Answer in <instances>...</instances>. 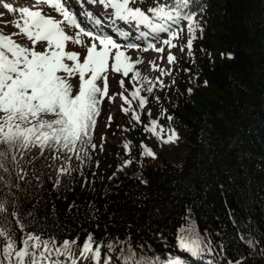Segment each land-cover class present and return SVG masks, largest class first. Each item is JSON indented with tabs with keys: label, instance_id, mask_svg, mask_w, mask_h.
Masks as SVG:
<instances>
[{
	"label": "trees",
	"instance_id": "16d2710c",
	"mask_svg": "<svg viewBox=\"0 0 264 264\" xmlns=\"http://www.w3.org/2000/svg\"><path fill=\"white\" fill-rule=\"evenodd\" d=\"M164 3L172 0H135L130 7L150 15V7ZM184 11L203 29L192 44L193 77L157 117L178 134L184 155L170 162V149L138 164L134 149L107 170L88 147L82 160L68 162L67 174H59L63 157L29 163V153L18 164L6 161L0 264H16L3 255L8 239L19 250L29 234L57 247L92 234L113 246L101 249L100 264L109 257L111 264H264V0H191ZM132 24L135 35L150 33ZM91 135L95 145V129ZM182 238L198 240L200 252L182 249ZM51 259L71 264L54 252Z\"/></svg>",
	"mask_w": 264,
	"mask_h": 264
},
{
	"label": "snow or ice",
	"instance_id": "6c2138e0",
	"mask_svg": "<svg viewBox=\"0 0 264 264\" xmlns=\"http://www.w3.org/2000/svg\"><path fill=\"white\" fill-rule=\"evenodd\" d=\"M34 4L33 8H15L10 3H3L2 7L9 13H18L19 18L12 22V26L18 31L5 35L0 31V169L8 171L6 161L18 164L26 155L31 153L29 163L39 157L45 160H60L62 157L66 166L59 168V174H67L71 171L68 164L73 156L82 160L83 152L91 147L95 150L96 145L91 143L92 132L95 129L97 117L100 114V105L109 94V70L114 74L128 77L132 72V80L139 82L141 87H135L130 93L132 99H139V108L143 111L147 99L140 95L143 84H148L146 91L151 94L153 88L158 84L164 87L163 81L157 78L156 82L147 77H142L139 71H134L135 65L143 63L137 58L135 61L128 55L126 50L138 49L135 43H119L116 39L103 31L93 32L81 27L76 13L67 5V0H27ZM82 3V0H78ZM97 0H89L96 3ZM104 7L111 8L112 15L117 20L125 23H135L144 26L150 33L166 32L168 39L163 44L168 46L169 54L167 62L171 65L175 57L170 49L177 47L172 41L179 39L182 28H172V24L179 25L181 20L187 21L189 39L186 47L189 55L193 41L196 39L197 30L203 31L195 19V14L184 11L189 7L191 0H172L171 4H159L145 11L140 8H132L130 4L135 0H98ZM40 5H47L62 17L56 19L43 13ZM91 18V13H86ZM159 20L162 23H154ZM99 25L100 21H94ZM168 22H172L171 24ZM76 29L74 36L68 35L65 28ZM119 31V29H117ZM149 33H141V36ZM23 36L30 47L18 43L13 37ZM82 37L90 39L85 44ZM122 39H127L126 33H121ZM71 43L86 49V54L81 60L78 52L67 51V45ZM38 44H44L43 51L37 50ZM143 51L149 50L163 53V47L156 48L149 43ZM184 51V47H181ZM70 62V63H69ZM153 71H160L161 75L166 73L164 69L157 67L154 61L149 62ZM78 77V85L71 81ZM98 81L103 82L101 87ZM120 88H124V80L118 82ZM207 84V81H205ZM191 94V89L188 90ZM128 108H123L125 114L131 111V103L123 92L118 94ZM115 95L109 97L115 99ZM159 98H157L158 100ZM151 115V113H149ZM112 117L109 116V123ZM132 119L140 123V116L132 113ZM172 117H168L171 121ZM159 129V131H157ZM145 131L151 132L163 144L175 143L179 136L174 129H164L158 121H150V126ZM168 135L165 137L164 133ZM144 149L142 155L156 158L155 153L141 145ZM127 154H130V144L124 145ZM36 150L33 152V150ZM46 153L48 155H46ZM132 163L125 161L124 167ZM120 170H123L122 168ZM3 206L0 205V212ZM5 233L0 232V236ZM23 247L17 250L15 241L8 239L3 248L5 259L11 261L15 256L16 264H64L56 257H65L71 264L79 261H93L100 264L101 249L107 247L112 249V244L105 241L97 242L92 234H89L82 243L77 239L63 240L57 247L55 240L42 239L40 235L29 234L22 241ZM180 247L192 254L200 252V242L180 240ZM33 249L30 251L29 249ZM105 264H111V257L105 260ZM170 264H179V260L171 261Z\"/></svg>",
	"mask_w": 264,
	"mask_h": 264
},
{
	"label": "rangeland",
	"instance_id": "374dc122",
	"mask_svg": "<svg viewBox=\"0 0 264 264\" xmlns=\"http://www.w3.org/2000/svg\"><path fill=\"white\" fill-rule=\"evenodd\" d=\"M3 3H10L15 8L29 7L33 8L34 4L27 2V0H0V31L5 35L11 34L18 31L12 26V22L19 18L18 13H9L6 9L2 7ZM68 7L76 13L77 19L83 28L92 30L93 32L103 31L105 34H109L116 39L119 43H135L140 46L138 49L126 50V55L130 56L133 61L137 58L141 59L143 63L136 64L134 71H139L142 77H147L151 81L156 82L157 78L163 81L164 87L161 88L158 84L153 88L151 94H149L146 89L149 87L148 84H143L140 95L146 97L147 103L143 111L139 108V99H132L130 93L135 90V87H141L139 82L133 81V73L130 72L128 77H123L121 74H114L109 70V94L105 97L102 104L100 105V116L95 126V145L97 152V159L95 164L97 167L103 169H110V165L113 161L118 160L124 156H131V152L134 153L136 149L139 154L137 155V163H149L153 160L152 157L147 155H142L144 149L141 145H145L147 148L151 149L155 155L159 153L161 155L168 152V150L173 149L174 152L171 157L167 158L170 162H173L176 158L182 157L184 152L177 149L178 140L175 143L163 144L157 139L151 132L145 131L146 126H150V121L156 120L158 117V112L168 103V100L172 97L173 93L180 88L185 87V84L191 80L193 77L189 70V67L194 62L195 50L192 45L191 55H189L188 49L186 47L187 40L189 39V34L187 31V24L182 23L173 27L182 28L183 31L179 33V39H175L172 42L177 45L175 48H171V54L176 58L173 64L167 62V56L169 54L168 46L163 44V40L168 39L169 36L166 32H161L159 34H150L147 31L143 33H149L148 35L141 36L135 35L134 25L132 23H125L124 21L117 20L109 11V8H105L103 4H100L97 0L96 3H89V0H67ZM43 13L52 16L56 19H62L53 8L47 5H40ZM86 13H91V18H89ZM102 19V20H101ZM105 19V20H104ZM94 20H99L100 23L97 25ZM115 21V24H111ZM119 29V31H117ZM68 35L74 36L76 34V29L65 28ZM111 31V34L109 33ZM121 33L127 34V39L121 38ZM18 43L26 46H31L30 42L26 40L23 36L13 37ZM85 44L90 43L88 37H82ZM149 43L153 44L156 48L163 47L165 51L163 53H158L153 50L147 52L142 49ZM45 45L38 44L37 50L43 51ZM181 47H184V51H181ZM67 51L78 52L81 54V60L86 54V49L77 45L69 43L66 48ZM150 61H154L158 68L164 69L166 73L161 75L160 71H153ZM70 63V62H69ZM124 80V88L118 86V81ZM71 83L75 86L78 85V77L73 79ZM100 86H103L102 81H98ZM123 92L124 96L128 98L131 103V111L125 114L122 111L123 108H128L129 105L120 98L118 94ZM115 95L114 100H110L109 97ZM157 98H159L157 100ZM171 101H176V98H171ZM136 112L140 116V123H137L132 119V113ZM151 113V115H149ZM109 116L112 117L109 123ZM159 131V129H157ZM165 137L168 135L167 132L164 133ZM130 144V154L126 153L124 145ZM106 170V172H107Z\"/></svg>",
	"mask_w": 264,
	"mask_h": 264
}]
</instances>
